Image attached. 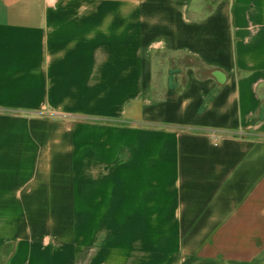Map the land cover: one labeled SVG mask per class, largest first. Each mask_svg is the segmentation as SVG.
<instances>
[{
	"label": "crops",
	"instance_id": "0c3cea01",
	"mask_svg": "<svg viewBox=\"0 0 264 264\" xmlns=\"http://www.w3.org/2000/svg\"><path fill=\"white\" fill-rule=\"evenodd\" d=\"M260 110L264 0H0V264H264Z\"/></svg>",
	"mask_w": 264,
	"mask_h": 264
},
{
	"label": "trees",
	"instance_id": "16d2710c",
	"mask_svg": "<svg viewBox=\"0 0 264 264\" xmlns=\"http://www.w3.org/2000/svg\"><path fill=\"white\" fill-rule=\"evenodd\" d=\"M166 96H167L166 97L167 100H173L174 99L175 92L173 90V87H170L169 88ZM259 115H260L261 118H264V111L263 110H260V114Z\"/></svg>",
	"mask_w": 264,
	"mask_h": 264
}]
</instances>
